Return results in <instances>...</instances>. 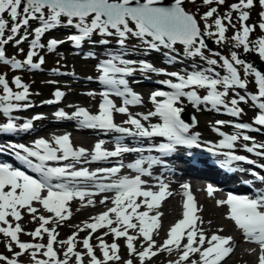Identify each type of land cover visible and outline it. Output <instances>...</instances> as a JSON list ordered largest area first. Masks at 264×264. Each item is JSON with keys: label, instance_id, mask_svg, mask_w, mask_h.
Instances as JSON below:
<instances>
[{"label": "snow or ice", "instance_id": "6c2138e0", "mask_svg": "<svg viewBox=\"0 0 264 264\" xmlns=\"http://www.w3.org/2000/svg\"><path fill=\"white\" fill-rule=\"evenodd\" d=\"M187 2L194 4L196 0ZM185 3L186 0H172L168 6H164V0H0V65L10 66L12 70L40 69L45 60L43 56H39L38 62H34L38 50L46 47L48 52H54L66 42L51 39L46 45L41 43V38L56 28H74L77 31L78 34L67 37V41H71L75 48H80L84 42L95 43L92 41L94 35L101 37L99 44L109 45L114 39L120 48H125L127 42L133 38L140 42L141 47L151 51L164 49L168 53H175V46L179 45L182 46L185 57L199 58L207 67L196 66L194 70L184 74L162 73L175 78L176 82L171 79L161 81L172 91L157 90L151 94L154 111L147 114L137 113L135 116L129 113L128 106L142 103L141 97L129 87L128 80L125 79L137 71V68L133 67L137 61L123 58L124 53H109L110 58L103 59L96 65L98 82L108 89L100 92L102 100L98 103L96 114L80 107L71 115L60 110L55 112L54 116L57 119H75L81 127L114 132L120 136L164 138L167 143H160L155 148L164 154L173 152L176 146H199L198 134L189 135V124L181 119L183 109L177 105L182 98H186L193 106L211 105L217 111L222 107L233 117L242 114L243 109L239 107L241 103L251 101L258 109L253 124L264 127V73L241 59L237 51H231L230 57H225L219 52L214 53L219 61L205 56L204 50L207 46L202 38L215 37L217 45L230 44L233 49H242L243 53H255L264 62V10L259 13L258 25L251 26L246 22L250 19L249 10L254 7V0H238L229 6V11L223 16L217 15V7H211L200 17V20L204 21L202 32L198 20L185 9ZM213 3L224 5L225 0H202L205 6ZM258 3L261 9H264V0H258ZM232 13H237L235 22ZM5 14L8 19H5ZM31 21H36L38 26L31 28ZM256 27L259 28L261 36L252 39L250 37ZM29 28L31 32L28 31ZM229 28L234 30L231 37L226 35ZM22 29L23 35L20 34ZM30 35L33 38L29 41ZM13 41V46L17 48L28 41L29 50L23 60L7 58L5 46ZM19 51L23 53L24 49L19 48ZM175 60V56H168L169 63ZM138 63L142 72H157L153 65L145 61ZM217 67L223 69V75L216 71ZM241 68L243 78L239 71ZM54 72L58 73V69H54ZM248 77L253 78L256 94L246 92L239 95L234 90L246 89ZM11 84L20 91H13L9 81L0 74V113L8 118L6 123L0 124V133L26 132L33 127L32 122H24L18 126L13 122L11 114L31 107L28 103L30 90L19 76H14ZM198 90H205L206 94L201 96ZM230 91L232 98L226 101ZM54 96L55 100H49L47 103H58L64 93L57 90ZM110 96L121 98L123 106H117ZM114 113L126 114L127 118L123 123L129 127L117 125L114 122ZM152 117H158L161 122L149 123L148 126L142 123L150 121ZM41 118L36 116L33 119ZM216 123L223 125L225 122ZM233 127L237 130H252L248 124L243 123H236ZM219 135L223 139L215 148L232 149L240 132L233 135L219 132ZM242 138L244 141L252 139L248 135H243ZM114 142L115 148L111 151L103 148V141L97 142L91 152V161H107L125 153L143 151L140 148L125 146L119 139ZM11 147L18 150L15 152L16 158L36 173L38 179L8 164H0V236L3 237L4 247L9 253H0V264H20L19 258L25 255H28L31 264H85V257L87 264H110L122 260L120 244L117 242L121 238L125 241L128 256L137 259L139 264H147L161 252L179 253L178 259L171 264H222L234 251L231 236L212 234L206 237L199 228L203 221L197 215L200 209L188 191V184L181 186L185 190L182 218L170 227L167 238L157 246L153 234L161 228L162 213L158 209L172 193L168 191V184L162 180L156 185L157 191L146 188L147 181L142 177L151 176L149 169L158 163L156 160H145L141 157L129 163L127 168L136 173L129 178L118 176L124 167L123 164L94 172H89L86 168L77 170L76 164L81 163V158L86 157L88 153L84 148L74 149L68 134L56 136L51 142L43 138L37 139L31 147L23 144ZM257 148L264 149V144L253 143V146L247 147L246 150L253 153ZM257 154L264 155V152ZM226 155L227 160L222 166L232 161H245L243 156ZM64 161L71 162L61 164ZM49 162L59 166H52ZM246 162L252 163L250 160ZM144 164L148 167H142ZM260 179L264 181V177ZM207 192L211 196L213 189L209 187ZM100 193H114V196H105L99 201L100 204H106V201L110 200L112 206L90 217L92 222H84L82 227H78V232L90 230L80 241L84 251L76 250L78 232H74L65 240H58L57 227L70 218V202L79 200L82 207L94 206L92 197ZM34 204L51 215L38 214L40 209ZM216 205L227 207L226 219L232 221L242 232L246 242L258 246V264H264V192H258L254 198L230 194L227 199L216 201ZM24 212H27L33 221L39 222L38 227L31 232H25L21 226ZM50 224L52 227H49ZM99 229L106 231L96 237L99 243L93 246V233ZM130 230L135 234H129ZM21 234L30 236L32 241L42 240L46 234L47 242H25L20 239ZM108 235L112 236L111 244L103 239ZM139 238H142V250L136 247L135 242ZM57 244L60 245L59 251L54 247ZM95 249H99L102 258L97 257ZM194 255H197L198 259H191ZM134 259L124 260L123 264H134Z\"/></svg>", "mask_w": 264, "mask_h": 264}, {"label": "rangeland", "instance_id": "374dc122", "mask_svg": "<svg viewBox=\"0 0 264 264\" xmlns=\"http://www.w3.org/2000/svg\"><path fill=\"white\" fill-rule=\"evenodd\" d=\"M172 1V0H170ZM258 3V2H257ZM233 4L230 1H225L224 5H210V6H205L202 4V0H196V2L193 3H188L186 0L185 3V9L189 11L191 14L195 16V18L199 22V26L203 32L204 30V21L200 20V17L208 11L211 7H217L218 12L217 15L223 16V14L227 11H229V6ZM264 9H261L259 3L255 5L254 7L249 10L250 12V19L246 22L248 25L255 26L258 25L260 21L259 13ZM233 20L235 22L237 13H232ZM215 16L212 18L214 19ZM5 19H8L7 15L5 14ZM211 23V20L209 21ZM31 28H34L38 26L36 21H31ZM239 27V24L237 23V28ZM31 28H29V32H31ZM65 30H58L53 29L49 33H46L42 38H41V43L47 44L48 40L51 39H57V40H64L67 43L70 42L71 46L72 42L67 41V37L71 35L72 31L75 30L74 28H64ZM71 31V32H70ZM214 31V29H212ZM233 29L229 28L228 32L226 35L228 37H231L233 34ZM77 32V31H76ZM24 30H21V35H23ZM255 35L252 34L250 38L256 39L261 36V32L258 27L255 29ZM8 33L6 32V35ZM78 34V33H76ZM19 38V37H17ZM33 37L30 35L29 36V41ZM209 41L211 42V48L214 51H209L208 49L204 50V55L209 57V58H215L219 61V58L213 55L216 52H219L221 55H224L225 57H230L231 51H237L238 55L240 56L241 59L245 60L246 63L252 64L253 66H259L260 60L258 55L255 53H243L242 49H233L230 44L226 45H217L215 43V37H209ZM112 43H115V40L112 39ZM65 42V43H66ZM13 42H9L8 45L5 46L6 48V56L7 58H17L20 60H23L26 57V53L29 50V43L28 41H25L23 44L19 46V48H23L24 52L21 53L19 51V48L13 46ZM64 44V43H63ZM119 47V46H118ZM176 51L175 53H168L167 50L161 49L159 51H151L147 50L143 47L140 46V42L136 39H130L127 42V46L125 47L126 49H129V53L134 54L132 57L124 55L123 58H127L130 60H136L137 63L133 65V67L137 68V71L133 73L132 76L130 77H125V79L129 80V87L141 97L142 105L137 107V108H132L128 106V111L132 115H136L137 113H142V114H147L150 111H154L153 104L151 103L150 97L151 94L154 91H157L158 88L164 87L165 85L161 83V81L164 80H173L175 81V78L170 77L168 75H164L162 73H170V72H179L181 74H184L186 71H192L196 66L199 67H207V65L201 61L199 58H196L198 61L202 62L201 65L195 64L193 62V58H187L183 55V49L182 46H175ZM181 47V48H179ZM67 48V47H66ZM66 48H64V51H66ZM79 49V48H78ZM68 50V49H67ZM122 53L124 50L119 47L118 49ZM83 51L78 52L77 55L73 56H68L66 55H57L56 52H48L47 48L39 49L38 50V56L34 57V62H38V57L43 56L45 63L41 66L40 69L38 70H12L10 66H3L0 65V74H3L5 78L9 81V86L13 89V91H20V89H16L14 85L11 84L12 79L14 76H19L21 78L22 83H24L30 90V95L28 98V103L31 104V107L22 109L19 111L13 112L12 118L13 122L16 123L18 126L23 124L24 122L31 121L33 124L32 129L28 131H19V132H14V133H0V137L5 138L4 142H9L7 140L8 138L15 139V140H20V142H25L30 146H32L33 142L37 139H45L48 141H52V139L55 137L57 133L52 132L51 130L49 133L45 134H40L39 136L36 137L35 140H32L28 142V139H26V135L29 136V134H37L38 132L42 130L44 127H51L55 125H60L57 124L60 121L56 120L53 117V113L56 110H63L69 115L76 109V107H83L86 108L90 111H95L97 112V106L98 103L100 102V92L102 91H107L108 89L104 87V85L99 84L98 82V72L96 69V65L102 60L99 57L95 56L93 59L92 55H88L87 57L82 56V59H79L81 57L79 54H82ZM152 54L155 55L152 58H146V54ZM179 53V54H176ZM167 54V55H166ZM182 54V55H180ZM139 55V56H138ZM256 55L258 58L256 59V62L251 61V56ZM108 58L109 54L106 55ZM168 56H175L176 60L173 63L168 62ZM84 57V58H83ZM148 57V56H147ZM92 58V59H90ZM153 59V60H152ZM98 60V61H97ZM139 61H145L151 65H153L156 69L157 72H151V71H140L139 70ZM66 62H69L68 64H65ZM80 62V63H79ZM54 69H58V73L54 72ZM216 71L220 72L222 75L223 69L220 67L216 68ZM241 72L242 78H243V70L242 68L239 69ZM247 88L246 89H236L234 90L236 93L239 95H244L246 92L255 95L256 94V88L253 82L252 77L247 78ZM39 85L41 87H39ZM59 90L64 93V96L61 98V100L58 103H52L49 104L47 103V100H55L54 93ZM206 94L205 90H198V94ZM0 94H2V91H0ZM47 96V97H46ZM203 96V95H201ZM113 101L117 106H123L122 104V99L113 96ZM232 98V91H230L229 96L226 98L227 100H230ZM178 107L182 108L183 110H188V111H194V116L196 118V123L194 128L198 129L200 132L206 133V140H222L223 137L219 135V132H223L225 135H233L237 134V132H240L238 140L235 142L233 148H238L239 146H249L252 147L253 143L259 145V144H264V135H261V133L257 130H255L258 125L253 124V120L255 116L258 114V109H256L252 102L249 101L248 103H241L239 107L243 109L242 111V119H238L237 117H233L228 112H226L222 107L220 108L219 111L213 109L211 105H199V106H193L190 104L186 98H182L181 102L178 104ZM36 116L42 117L41 119H33ZM54 120H53V118ZM127 118L126 114H116L114 113V122L117 123V125L122 126V127H129L128 125H125L123 121ZM139 118V117H137ZM8 120L7 117H4L2 113H0V124L6 123ZM67 120V119H66ZM156 117H152L150 121H142V123L145 124V126H148L149 123H158L156 121ZM55 121V122H52ZM217 121H224L225 123L223 125H218L216 122ZM52 123V124H51ZM66 123H75L71 122L69 120ZM236 123H243V124H248L250 129L252 130H237L233 127L234 124ZM54 124V125H53ZM78 124V123H77ZM40 129V130H39ZM52 129V128H51ZM214 129H219V131H215ZM259 129V128H258ZM73 133V134H71ZM68 134V133H67ZM73 138L75 139H82V138H89L85 134H80L77 132H70ZM243 135H248L252 139L249 141H244L243 140ZM11 136V137H9ZM91 138V137H90ZM102 140H98L97 142H100ZM1 144V143H0ZM74 144L78 148H84L88 149L86 145L81 144V143H75ZM92 148V146H90ZM243 151L242 153L246 154V149L242 148ZM260 149V148H259ZM238 150V149H237ZM257 150V149H256ZM261 151H264V149H260ZM247 155V154H246ZM251 156V155H250ZM173 180L176 178L174 176H171ZM183 183L178 184V189L179 193L177 196H172L168 200V204H173L176 207L180 205V197H181V190ZM212 198L211 203H216V201L219 200V195L212 193L211 196ZM87 199V198H86ZM85 199V203H86ZM94 200V206H86L82 207L81 202L79 200H73L70 202L69 208H70V218L66 221H63L58 227H57V232L59 233L57 239L58 240H65L67 239L70 235H72L74 232H78V227H82L84 222H92L90 220V217H94L104 211L107 210L108 207H111V203L107 204H100L99 201L102 199L100 195H96L92 197ZM39 210L38 214H43V215H51L48 213L43 212V209L40 208L39 205L34 204ZM200 206V211H199V217L203 221L202 224H199V228L204 232L206 237H210L212 234H217L219 233L218 230L223 229V224L225 223L222 220L223 224H218V228L213 230V231H207V229L210 228L211 226V220L209 219V212L208 206L203 204L201 201L199 203ZM93 211H89V209L94 208ZM79 209V211H77ZM144 209L142 208L141 211ZM162 213V217H160V223H161V228L157 230L153 234V238L156 241L157 246L163 243L164 239L167 238L166 234L167 231L170 229L172 225L176 223V219L172 218L170 216L165 217V213L163 210L160 211ZM216 215L219 217L226 215V212L224 210V207H221L220 209L215 210ZM154 214V213H153ZM24 219L20 221L21 226L23 227L25 232H31L33 231L36 227H38L39 222L38 221H33L31 219V216L27 213L24 212ZM180 213L177 215L179 216ZM217 216V217H218ZM218 217V218H219ZM10 219V218H9ZM222 219V218H220ZM115 226V225H113ZM49 227H52L50 224ZM235 229H237L235 227ZM90 230L86 229L84 232H78L77 236V251L83 252V246L80 241L83 240V238L88 234ZM106 229H99L96 233H93L91 243L93 246L99 243V241L96 239L97 236L102 235ZM238 231V229H237ZM129 234H135L131 230ZM20 239L25 242H39V243H45L47 242V236L45 234L44 239L40 240L37 239L36 241H32V238L27 235L21 234ZM104 241L106 243L111 244L112 243V236H104L103 237ZM240 240L247 244L250 249H254L248 242L245 241L243 236H240ZM120 244V255L122 257L121 261L117 262H110V264H123L124 260L127 259H134L133 257L128 256L127 249L125 247V241L123 238L117 241ZM142 242V238H139L135 243L136 247L138 250H142L140 247V244ZM54 247L59 251L60 250V245H54ZM0 253L4 255H9V253L6 251L4 247V240L3 237L0 236ZM95 254L97 255L98 258L101 257V253L99 249H95ZM43 258V257H40ZM61 258L62 255H61ZM20 264H31L30 258L28 255H25L23 257H20ZM177 258H175L176 260ZM191 259H198L197 255H194L191 257ZM137 259H134V264H136ZM138 261V260H137ZM71 264V262H70ZM85 264H87V257H85ZM148 264H153L152 262H149ZM252 264H258V259L257 261Z\"/></svg>", "mask_w": 264, "mask_h": 264}, {"label": "bare ground", "instance_id": "6f19581e", "mask_svg": "<svg viewBox=\"0 0 264 264\" xmlns=\"http://www.w3.org/2000/svg\"><path fill=\"white\" fill-rule=\"evenodd\" d=\"M60 125H55V126H47V127H43L42 130L40 131V133L38 132L37 134H29L26 135V139H28V141L30 140H35L37 136H39L40 134H45V133H49L51 130H60V129H65V128H73L71 127L72 124H69V123H59ZM52 128V129H51ZM40 130V129H39ZM70 136V140L73 141V143H81V144H84L87 146V153L88 155L86 157H83L81 158V160L83 159H88L89 158V154L92 152V149L90 148V146L93 144V141H95L96 139H98L97 137L96 138H93V137H89V138H82V139H75L72 137L71 133L70 134V131L66 132V133H63V134H56V136H61V135H65L67 134ZM130 137V136H129ZM133 141L135 142H138V141H141L143 140V138H136V137H130ZM20 140H17L16 142H20ZM209 142V140H206ZM219 142H215L214 143V147L213 149H215L216 151H218L220 153L219 155V159L222 161L224 159V157L226 155L224 154H221L222 152H224L225 154H231V150H228V151H222L220 150V148H215V145H218ZM202 145V144H201ZM110 161H114L113 159H111ZM192 161V159L189 157V156H186V162H185V167H184V171L188 174L186 175H182L180 174V172H178L176 169H173V175L174 177L176 178L175 180H168L166 184H168V191L172 193L171 196H169L165 201H163L161 203V206L160 208L158 209V211H164L166 212L165 214V217H176L179 213L181 214L182 211H183V208L181 205H178V207H176L175 205L173 204H168V202H170V200H168L170 197L172 196H177V194L179 193V189L177 188L178 187V184H181V183H185V182H188V183H191V181L189 182L188 180H190L191 178L193 177H190L189 176V173L191 174V176H193L197 170L195 168H193L190 164V162ZM90 162H88L87 164L81 166L82 168H86L87 170L89 168H92L94 166H97V165H90L89 164ZM80 166L76 164V168H79ZM239 166H232L231 169H235V168H238ZM223 176L225 177L226 174L222 173ZM245 173L242 174L240 177L244 179L245 177ZM248 176V175H247ZM239 178V177H238ZM232 179L230 177H225V179L223 180H229L232 179V182H234L235 180V184L236 186H238V181L239 179ZM153 191H157V190H153ZM105 194H111V193H105ZM200 201L207 205L208 206V210L207 212H209V219L211 220V226L209 229H207V231H213L215 229H217L218 227V224H223L222 223V220L225 222L223 224V231H219L217 229V231H219V235L221 236H231L233 238V244H232V247L234 249L233 253L230 254V257L226 258V262H222V264H252L253 262L255 263L258 259V255L259 253H257L256 251H252L253 249H250V247L245 244L244 242H242L240 240V236L242 235L240 230L237 231V229H235V225L232 221L226 219V215L224 216H221L219 217L218 215H216L215 213V210L216 209H220L221 207H224V206H220V207H217L216 203H211L212 202V198L209 197V196H205V195H202L200 196ZM109 203L108 201H106V204ZM94 208H91L89 209V211H93L94 212ZM219 218H218V217ZM162 217V216H161ZM222 218V219H220ZM175 258L176 256L174 255V253H171L169 254L168 252H161V253H158V255L156 257H153L151 261L149 262H152L153 264H171L172 261H175ZM136 264H139V262L136 260L135 261ZM147 262V264L149 263Z\"/></svg>", "mask_w": 264, "mask_h": 264}, {"label": "trees", "instance_id": "16d2710c", "mask_svg": "<svg viewBox=\"0 0 264 264\" xmlns=\"http://www.w3.org/2000/svg\"><path fill=\"white\" fill-rule=\"evenodd\" d=\"M225 1H230L231 3H237L238 2V0H225ZM258 0H254V3H255V5H257L258 3ZM215 3H213V4H211V5H214ZM208 6H210V5H208ZM207 6V7H208ZM56 30H58V32H60V30H65L64 28H56ZM72 31V33L73 34H76L77 32H76V30H71ZM70 31V32H71ZM253 34H255V33H253ZM101 39V37H99V36H97V35H94L93 37H92V41H95V43H93V42H84V43H82V46L78 49H76V48H74V47H71L70 45V42H66V43H64V44H61L56 50H55V52H56V54L57 55H67L68 54V56H71V55H73V56H75V55H77L78 54V52H81V51H83L84 53H82V54H79L81 57H79V59H82V56H84V57H88V55L91 53V54H94V55H96L97 57H99V58H108L106 55H108L109 53H112V54H121L122 52L121 51H119L118 49H119V47L116 45V44H114V43H110L109 45H101V44H99L98 43V41ZM67 47V48H66ZM64 48H66V51H64ZM179 48H181V47H179ZM68 49V50H67ZM81 49V50H80ZM122 50H124V54L125 55H127V56H130V57H132L134 54H132V53H129V49H126V48H122ZM160 52V51H159ZM177 52V51H176ZM176 54H179V53H176ZM180 55H182V54H180ZM139 56V55H138ZM148 56V57H147ZM155 55H152V54H146V58H152V57H154ZM83 57V58H84ZM127 59V58H126ZM83 60V59H82ZM153 60V59H152ZM134 61H136V60H134ZM193 62L195 63V64H198V65H201L202 64V62H200V61H198L196 58H193ZM80 63V62H79ZM65 64H68L69 65V62H66ZM39 87H41L40 85H39ZM204 93H202L201 95H203ZM47 97V96H46ZM242 116L240 115V118H241ZM262 128H264V127H261V126H259V130L258 131H260ZM260 132H263V131H260Z\"/></svg>", "mask_w": 264, "mask_h": 264}, {"label": "water", "instance_id": "95a60500", "mask_svg": "<svg viewBox=\"0 0 264 264\" xmlns=\"http://www.w3.org/2000/svg\"><path fill=\"white\" fill-rule=\"evenodd\" d=\"M171 3V1H169V0H164V6H168V4H170ZM202 38L205 40V43H206V48L207 49H210V50H212V48H211V42L209 41V37H207V36H202ZM260 67H261V72L262 73H264V62H262L261 61V65H260ZM186 114H189V112H187V111H182L181 112V118H183V116L184 115H186Z\"/></svg>", "mask_w": 264, "mask_h": 264}]
</instances>
